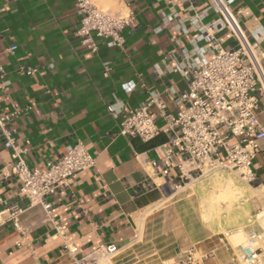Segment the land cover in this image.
<instances>
[{"label":"crops","instance_id":"1","mask_svg":"<svg viewBox=\"0 0 264 264\" xmlns=\"http://www.w3.org/2000/svg\"><path fill=\"white\" fill-rule=\"evenodd\" d=\"M91 1L111 13H132L121 47H107L98 38L95 52L82 45L73 0H0V66L6 80L0 104L5 112H21L10 127L25 148V162L44 169L76 142L94 157L91 168L51 198L56 206L52 223L40 204H31L19 192L20 182L10 169L11 151L0 135V210L20 208L24 229L22 235L9 223L0 226V264H97L96 256L109 245L116 248L111 264H178L187 259L188 264H241L237 248L220 236L216 221L205 217L212 213L211 196L196 181L214 171L185 183L167 182L152 166L155 146L139 150L133 144L137 138L119 134L122 116L148 91L160 94L168 112L184 106L177 97L187 82L175 68L196 53L208 54V43L192 25L203 0ZM231 6L240 11L250 40L264 50V0H232ZM214 18L210 12L202 22ZM219 35L224 44L232 42L227 32ZM11 46L15 49L7 52ZM20 66L35 72L21 74ZM110 105L118 112L115 116ZM151 112L156 126L163 128L156 109ZM259 121L264 129V96ZM220 170L225 169L215 171ZM251 170L253 181L239 178L249 189L261 191L264 139ZM171 173L175 178L176 171ZM255 195L256 200L242 206L250 215H256L264 196ZM248 222L237 221L246 234L255 227Z\"/></svg>","mask_w":264,"mask_h":264},{"label":"built area","instance_id":"2","mask_svg":"<svg viewBox=\"0 0 264 264\" xmlns=\"http://www.w3.org/2000/svg\"><path fill=\"white\" fill-rule=\"evenodd\" d=\"M231 1L203 0L192 17V25L200 32L198 38L208 43V54L199 57L196 53L175 68L187 82L186 89L177 97L184 106L168 112L160 94L151 90L119 122V134L130 139L148 142L160 133L166 134V141L154 147L152 166L167 182L185 183L217 169L240 171L246 181L254 180L251 166L264 139L259 121L264 96V50L256 40H250L251 34L241 22L240 11L233 9ZM73 4L79 16L76 35L82 45L92 52L97 49L94 38L104 40L107 47L123 45L122 33L132 22V13H111L91 0H73ZM210 12L215 18L202 22ZM222 32L230 35V44H224L219 35ZM14 49L11 46L6 51ZM108 69L105 65V75ZM19 72L31 75L35 69L20 66ZM5 85V71L0 66V92ZM131 88L130 83L126 85V90ZM108 108L114 116L118 113L114 105ZM152 108L164 122L161 129L155 124ZM20 113V110L5 112L0 104V135L3 145L11 151V173L20 182L19 192L31 204H40L45 217L54 223L56 206L51 198L68 189L80 172L91 168L94 157L82 142H76L64 154L48 161L44 169L30 168L23 158L25 148L16 142L15 131L10 127ZM172 170L177 173L175 178ZM21 213L14 205L2 208L0 226L9 223L23 235ZM261 240V234L252 231L238 244V257L243 264H263ZM115 251V246L109 245L102 253L109 256ZM178 264H188V259Z\"/></svg>","mask_w":264,"mask_h":264},{"label":"rangeland","instance_id":"3","mask_svg":"<svg viewBox=\"0 0 264 264\" xmlns=\"http://www.w3.org/2000/svg\"><path fill=\"white\" fill-rule=\"evenodd\" d=\"M239 176L241 177L240 171L225 169L214 171L206 178L196 181V183L202 184V187L204 186L211 196L212 213L211 216L207 214L205 217L207 220L212 219L217 222L220 236L229 239L235 248L238 244L244 242L247 236L242 227H237V221L248 218V224L255 225L254 231L261 234L262 240L259 244L264 247V196L262 195L260 199V208L256 215L246 213L248 210L242 207L244 203H249L252 199L256 200L257 195L255 194H264V188L261 191L249 189L245 181H241ZM224 183L227 186L223 188ZM223 220L226 224H229V230H224ZM239 225L241 224L239 223ZM95 260L99 261L97 264H111L110 255L106 256L102 252L98 253ZM241 264L243 263L241 262Z\"/></svg>","mask_w":264,"mask_h":264},{"label":"trees","instance_id":"4","mask_svg":"<svg viewBox=\"0 0 264 264\" xmlns=\"http://www.w3.org/2000/svg\"><path fill=\"white\" fill-rule=\"evenodd\" d=\"M164 141H166L165 137L163 135H159L155 139L144 143L137 139H134L133 144L136 149L142 150L152 148L156 145L163 143Z\"/></svg>","mask_w":264,"mask_h":264},{"label":"bare ground","instance_id":"5","mask_svg":"<svg viewBox=\"0 0 264 264\" xmlns=\"http://www.w3.org/2000/svg\"><path fill=\"white\" fill-rule=\"evenodd\" d=\"M224 186H223V188L225 187V186H227V184L226 183H224L223 184ZM235 192H237V191H235ZM233 194H235V193H233ZM236 195H237V193H236ZM240 211V210H239ZM205 215V214H204ZM203 219V218H202ZM206 220V219H205ZM238 230H240V229H238ZM238 235V234H237ZM103 264V263H102Z\"/></svg>","mask_w":264,"mask_h":264}]
</instances>
